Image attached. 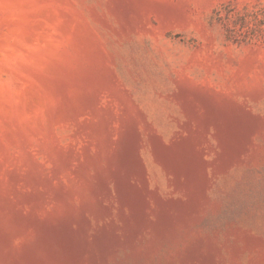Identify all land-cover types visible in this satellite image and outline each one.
I'll return each instance as SVG.
<instances>
[{"label":"rangeland","instance_id":"rangeland-1","mask_svg":"<svg viewBox=\"0 0 264 264\" xmlns=\"http://www.w3.org/2000/svg\"><path fill=\"white\" fill-rule=\"evenodd\" d=\"M0 264H264V0H0Z\"/></svg>","mask_w":264,"mask_h":264}]
</instances>
